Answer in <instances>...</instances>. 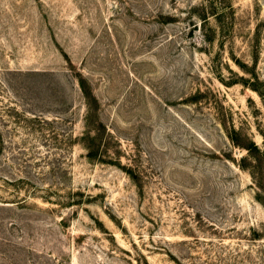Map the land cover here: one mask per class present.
Segmentation results:
<instances>
[{
  "label": "rangeland",
  "instance_id": "374dc122",
  "mask_svg": "<svg viewBox=\"0 0 264 264\" xmlns=\"http://www.w3.org/2000/svg\"><path fill=\"white\" fill-rule=\"evenodd\" d=\"M0 264H264V0H0Z\"/></svg>",
  "mask_w": 264,
  "mask_h": 264
}]
</instances>
